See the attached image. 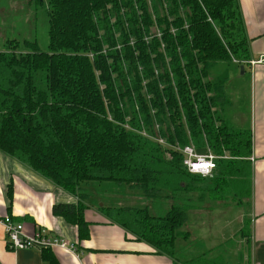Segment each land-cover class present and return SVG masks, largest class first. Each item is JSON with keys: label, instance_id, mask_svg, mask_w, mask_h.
Listing matches in <instances>:
<instances>
[{"label": "trees", "instance_id": "obj_1", "mask_svg": "<svg viewBox=\"0 0 264 264\" xmlns=\"http://www.w3.org/2000/svg\"><path fill=\"white\" fill-rule=\"evenodd\" d=\"M48 1L47 50L17 38L0 49V150L79 197L54 204L55 216L89 238L92 186L135 190L143 201L180 193L186 202L182 194L200 201L207 192L231 194L234 183L236 199L250 198L252 132L223 114L227 71L210 78L219 64L248 58L238 0ZM160 138L228 157L217 160L212 177L192 174ZM100 197L93 206L110 222L158 253L179 256L177 241L189 238L186 203L164 213L153 204L154 214ZM240 232L249 234L247 218ZM43 258L59 264L48 249Z\"/></svg>", "mask_w": 264, "mask_h": 264}, {"label": "crops", "instance_id": "obj_2", "mask_svg": "<svg viewBox=\"0 0 264 264\" xmlns=\"http://www.w3.org/2000/svg\"><path fill=\"white\" fill-rule=\"evenodd\" d=\"M238 3L248 39V60L234 59L233 64L239 66L242 74L246 73V67L251 71L252 152L248 157L251 165V196L241 221L244 224L245 218L249 220L250 232L245 237L240 232L242 226L234 235L240 234L244 245L243 250L239 251L241 264H264V64L252 66L249 63L264 55V0H238ZM230 77L228 74L226 88ZM9 185L12 186L11 197ZM78 201L77 195L62 189L0 150V264H49L43 258L44 249H48L59 264H185L182 258L197 256L185 254L186 248L178 246L179 253L184 254L182 257L158 253L119 224L110 222L96 206L89 203L85 218L90 222V237L81 240L77 225L52 213L56 203ZM7 215L23 222L26 233L33 234L38 228H43L52 236L68 241L76 250L60 246L9 249L2 223ZM188 233L190 238L191 231Z\"/></svg>", "mask_w": 264, "mask_h": 264}, {"label": "rangeland", "instance_id": "obj_3", "mask_svg": "<svg viewBox=\"0 0 264 264\" xmlns=\"http://www.w3.org/2000/svg\"><path fill=\"white\" fill-rule=\"evenodd\" d=\"M48 4V0H0V49L3 48L8 38H17L36 40L41 50H47L49 43ZM246 70V73L242 74L238 65L222 63L211 70L210 78H216L225 71L231 76L226 88L227 102L224 105L223 114L238 128L250 129L252 83L251 71L248 67ZM234 182L236 183L237 180ZM243 184L242 181L239 183V185ZM90 192L91 194L94 192L95 197L100 200V196L107 194L114 196L113 205L116 206H149L154 214L158 212L152 208L153 204L158 203L161 208L159 213H164L172 204L186 203L190 209L188 210V221L182 227V231H191L192 236L188 239L180 238L177 246L186 248L185 254L187 255L201 256V264L209 261H216L218 264H241L239 251L243 250L244 245L240 240V234L236 236L234 234L243 226L241 221L247 211L248 202L246 199L242 202L239 198L236 199L234 194L237 192L234 183L231 194L225 193L226 190L217 195L207 192L203 201L198 200L197 193L182 194L188 198L185 202L181 199L180 193L168 200L164 197L143 201L140 192L129 191L127 188L92 186ZM165 194L172 196L168 192ZM97 199L95 198L96 204L89 201L90 204L97 205L100 202ZM111 199L107 197L102 201L109 202ZM182 256L183 254H179V257ZM182 260L185 259L182 258Z\"/></svg>", "mask_w": 264, "mask_h": 264}, {"label": "built area", "instance_id": "obj_4", "mask_svg": "<svg viewBox=\"0 0 264 264\" xmlns=\"http://www.w3.org/2000/svg\"><path fill=\"white\" fill-rule=\"evenodd\" d=\"M239 62V61H235ZM252 66L257 64H264V55L257 60L249 62ZM159 141L163 144H166V141L163 138H160ZM169 146V145H167ZM183 155V164L186 169L192 174H198L205 177H212L216 168L217 160L222 157H228L226 154L220 156L214 153L210 148L198 149L193 144L186 146H180L176 144L175 146H169ZM207 167V174H201L205 171L204 166ZM192 166H197L200 171L193 172L190 169ZM2 223L5 228L7 244L9 249H25L32 247H64L66 249L75 251L76 248L74 245L70 244L64 239L52 236L47 230L43 228H38L33 234H28L25 231L24 223L16 220L11 215H7L2 219Z\"/></svg>", "mask_w": 264, "mask_h": 264}, {"label": "clouds", "instance_id": "obj_5", "mask_svg": "<svg viewBox=\"0 0 264 264\" xmlns=\"http://www.w3.org/2000/svg\"><path fill=\"white\" fill-rule=\"evenodd\" d=\"M207 167H208V165L204 166L205 171L201 172V174H207V171H206ZM190 170L193 171V172L200 171V169L197 166H192V168Z\"/></svg>", "mask_w": 264, "mask_h": 264}]
</instances>
